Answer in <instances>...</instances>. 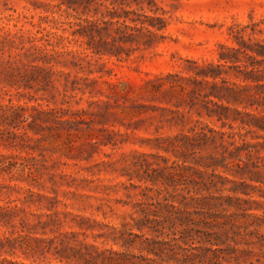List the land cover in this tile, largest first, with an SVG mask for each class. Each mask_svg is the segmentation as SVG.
I'll return each instance as SVG.
<instances>
[{"label":"rangeland","instance_id":"rangeland-1","mask_svg":"<svg viewBox=\"0 0 264 264\" xmlns=\"http://www.w3.org/2000/svg\"><path fill=\"white\" fill-rule=\"evenodd\" d=\"M262 47L264 0H0V264H264Z\"/></svg>","mask_w":264,"mask_h":264},{"label":"trees","instance_id":"trees-1","mask_svg":"<svg viewBox=\"0 0 264 264\" xmlns=\"http://www.w3.org/2000/svg\"><path fill=\"white\" fill-rule=\"evenodd\" d=\"M257 54H258L259 56L264 57V47H262L260 51H257ZM221 59H222V60H226L225 56H222ZM209 69H211L212 72L215 71V69L213 68V66L209 67ZM213 69H214V70H213ZM209 77H212V78L216 79L217 76H215V75H213V74H208V73L204 74V78H205V79H207V78H209ZM258 82H260V80H259ZM259 88H262V86H259ZM226 91H227L228 93H230V94H234V97L238 94V92H234V89H226ZM239 94H241V93H239Z\"/></svg>","mask_w":264,"mask_h":264}]
</instances>
